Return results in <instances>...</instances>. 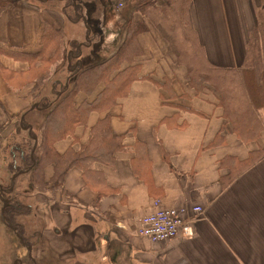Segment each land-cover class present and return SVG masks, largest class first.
Instances as JSON below:
<instances>
[{"label": "crops", "instance_id": "crops-1", "mask_svg": "<svg viewBox=\"0 0 264 264\" xmlns=\"http://www.w3.org/2000/svg\"><path fill=\"white\" fill-rule=\"evenodd\" d=\"M9 1L13 7L0 14V49L33 57L0 56V174L9 143L25 133L21 118L46 97L42 83L51 81L64 56L68 60L71 44L83 47L73 36L79 32L84 41L88 36L85 23L83 36L79 21L73 22L63 8H48L40 0ZM258 1L192 0V25L211 64L240 67L255 24L253 2ZM133 19L143 21L148 30L136 37L141 55L123 62L126 67L121 64L119 71L133 69L138 79L129 84L125 97L104 111L90 112L84 125L54 144L58 154L77 150L89 141L97 121L108 117L111 135L123 139L124 149L114 153L112 165L92 163L100 182L71 167L62 189L39 190L28 183L30 191L25 194L23 183L16 179L13 191L0 190V196L30 210L25 217L34 222L32 242L43 245L59 264H264V158L228 186L219 181L228 172L220 167L221 161L244 162L251 152L264 148V108L258 112L262 127L258 137L240 140L222 118L216 92L206 88L197 93L190 87L186 68L177 63L162 29L139 14ZM48 30L60 34L57 55L43 46ZM114 31L106 32L109 41L101 44L96 62L104 61L115 51V43L123 41L124 35L110 40ZM89 47L86 44L85 49ZM45 55L49 62H33ZM93 88L90 95L78 93L76 105L92 103L105 84L100 81ZM52 175L53 167H45L44 180ZM155 201L163 208L201 207L202 216L188 223L192 235L157 243L140 237L139 221L154 211ZM19 242L16 233L0 226V251L4 247L0 264L19 260L26 264L23 256L35 264L36 245L28 250Z\"/></svg>", "mask_w": 264, "mask_h": 264}, {"label": "trees", "instance_id": "trees-1", "mask_svg": "<svg viewBox=\"0 0 264 264\" xmlns=\"http://www.w3.org/2000/svg\"><path fill=\"white\" fill-rule=\"evenodd\" d=\"M122 1L125 3L124 12H127L124 14H131V17L124 22L122 28L124 38L119 46H115V51L104 61L91 62L82 66L79 65L81 62L77 61V68L72 70L76 75L74 83L71 86H62L60 94L50 103L42 102L46 99L43 98L38 107L33 110L34 112L30 115L26 114L22 119V123H25L28 115L38 114L40 117L37 123V134L31 133L36 136L31 155L24 157L22 153L19 157L25 166L26 173L30 174L29 183L33 188L43 190L48 186L53 190L62 189L64 176L71 167L80 168L87 177L95 175L96 180L100 182V175L91 168L92 163L112 165L114 153L124 149L123 139L111 135L108 117L97 121L91 129L89 141L80 145L77 150L70 148L64 154H58L54 144L71 135L74 127L84 125L90 112L104 111L114 105L117 99L125 97L129 84L138 79L133 69L124 68L119 71L123 62L130 63L133 57L141 55L136 37L148 30L143 21L133 19V14H139L143 19L162 29L169 40L177 63L186 68L191 88L197 93L206 87L216 92V105L222 110V118L230 124L232 132L240 140L244 142L254 140L261 131L258 112L264 108V0L253 2L255 24L248 33L243 60L237 69L215 66L207 60L191 21L192 0ZM12 7L13 4L9 0H0V14ZM74 11L77 13L79 8L76 7ZM105 15L107 17L102 19L103 25L112 20L108 18L111 15L110 11H107ZM43 46L45 50L48 47L53 48V55H57L61 48L60 34L52 30L46 31L43 35ZM71 49L73 51L68 52L67 58L77 59L80 54L78 44H71ZM1 55L18 60H29L33 57V55L3 49H0ZM44 61L49 62L50 56H46ZM70 65L71 62H69ZM113 73L115 75L111 78ZM100 81L104 82L105 88L93 102L76 105L75 95L78 92L90 95L95 84ZM220 138L218 134L215 142L218 143ZM262 158H264V148L251 152L244 162L235 163L233 158L221 161L220 167L228 168L227 174L219 179L221 186H228ZM47 166L53 167V175L49 181H45L43 176ZM14 172L16 170L11 173ZM28 213L30 210L26 206L16 200L11 201L3 210L4 223L0 218V226L7 229L8 224L15 229L20 238H23V244L26 243L31 247L36 245L35 247L39 249L43 245L34 244V241L31 243L24 233V228L15 220ZM35 264L59 263L45 249L39 252V258H35Z\"/></svg>", "mask_w": 264, "mask_h": 264}, {"label": "rangeland", "instance_id": "rangeland-1", "mask_svg": "<svg viewBox=\"0 0 264 264\" xmlns=\"http://www.w3.org/2000/svg\"><path fill=\"white\" fill-rule=\"evenodd\" d=\"M31 1H35V0H31ZM38 1L39 0H37V3ZM40 1L45 2L46 4H49L47 6L48 8L51 7V8L65 9L66 15L72 18V21H76V22L79 21L80 26L78 27L82 30L83 36L85 34L84 26H83L84 23L87 27V30L89 29L88 31H86V35H88L87 41L83 40L84 38L81 36L79 32L77 33V35L73 36L74 38H77L78 40H81L83 42V47L80 48L79 50L82 57H79L78 59H71V60L68 59L67 60L66 57L64 56L63 58L64 62L62 61L60 64L56 65L57 69L53 72L51 81L47 79L45 83H42L43 88H46L45 93H44V95L46 96L44 98L46 99H44L42 102L47 101L50 103L53 100H55L56 97L60 94L61 85L65 84V85L71 86L74 83V79L76 78V75L74 74L75 72H72V70L74 68H77L76 67L78 65L77 61L81 62V64H79L81 66L87 65V63L89 64L91 62L97 61L98 59L97 56L99 55V54L97 55V53L100 50L101 44L103 42L105 43L109 41L107 38L110 36L106 34L107 31L110 32L111 30L114 31L115 29L114 38L110 40L115 39V42H116L117 38L118 39L122 38V35H123L122 28L124 26V22L127 18L131 17V14H127V15L124 14L127 12L126 11L124 12L125 3L122 0H40ZM76 7L79 8V11L77 13H75L74 11ZM103 9H104V12H103ZM107 11L111 12L110 17L108 18L112 19V21H108L106 25H103L102 19L107 17L105 15ZM86 44L90 45L88 49H85ZM115 46H116V43H115ZM38 60L44 61L46 60V56L37 57L34 59L33 62H37ZM68 62H71L70 66ZM135 62H138V60H135ZM62 65L63 67H61ZM123 67H126L125 63L121 65V68ZM135 68L138 71L139 64H137ZM48 70H49V65L47 66V71ZM47 74L48 72L44 74V77H46ZM51 85L54 88L53 92H55V94H53V92H50ZM82 93L86 96L84 92ZM77 94L75 95V99H76ZM40 101H38L37 104L40 103ZM39 119L40 117L38 114L28 116L26 118L25 123H22V126H31L32 128L31 133L37 134V123ZM33 143L34 141L31 139V137L28 136L27 131L23 133L22 137L9 143V148L5 153V156H6L5 161L3 162L4 163L3 170H2L3 172L0 174V180L4 184L3 189L8 190L10 179H11V176L13 175V173H11L12 171L16 170V172H18L21 170H25V166L23 165V162L20 160L19 157L22 155V153L24 154V157L28 156L29 154L31 155ZM13 153L16 155L13 156L12 155ZM29 176L30 174L25 173V174L19 175L16 178L19 183L21 182L23 183L20 185H22V187L25 189L24 190L25 194H28L27 192L30 191V190H26V188H28L27 186L29 185L28 184ZM16 179H15V182H16ZM0 206H1V203H0ZM16 219H17L16 221L17 224L19 223L21 224V226L24 228L25 235L28 237V239L31 240V243H32L30 234L32 232V225H34V222L29 217L26 218L25 216H20V217H17ZM27 227H29V229ZM20 246L21 245H19V247ZM44 250L45 249L43 247H40L39 249L36 248V251L38 252V256H39V252L40 251L42 252ZM22 260L26 264H30V262L26 259V256H23Z\"/></svg>", "mask_w": 264, "mask_h": 264}, {"label": "built area", "instance_id": "built-area-1", "mask_svg": "<svg viewBox=\"0 0 264 264\" xmlns=\"http://www.w3.org/2000/svg\"><path fill=\"white\" fill-rule=\"evenodd\" d=\"M153 206L154 211L143 216L137 228V234L151 243L170 241L179 235L191 236L192 229L188 223L203 214L199 206L190 209L163 208L160 201H155ZM185 218L189 220L185 221Z\"/></svg>", "mask_w": 264, "mask_h": 264}, {"label": "water", "instance_id": "water-1", "mask_svg": "<svg viewBox=\"0 0 264 264\" xmlns=\"http://www.w3.org/2000/svg\"><path fill=\"white\" fill-rule=\"evenodd\" d=\"M38 107V104H34L31 108H30V110H33V109H35V108H37ZM21 121H22V118H21ZM21 129L23 130V131H27L28 132V135L32 138V140H36V136L35 135H31V126H22L21 125ZM24 173H26V171L25 170H21V171H18V172H16V173H14L12 176H11V179H10V186H9V189L8 190H3L2 188V191L4 192V191H7L8 193L9 192H12L13 191V188H14V180L19 176V175H22V174H24ZM0 200H1V209H0V218H1V222L2 223H4V219H3V216H2V213H3V210L6 208V206L10 203V200L9 199H5V198H3V197H1L0 196ZM7 226V228L10 230V231H12V232H15V229L13 228V227H10L8 224L6 225ZM17 235V234H16ZM18 237V236H17ZM18 239L21 241V238L20 237H18ZM28 250H30V248H28ZM13 264H15V262L13 263Z\"/></svg>", "mask_w": 264, "mask_h": 264}, {"label": "flooded vegetation", "instance_id": "flooded-vegetation-1", "mask_svg": "<svg viewBox=\"0 0 264 264\" xmlns=\"http://www.w3.org/2000/svg\"><path fill=\"white\" fill-rule=\"evenodd\" d=\"M21 244H23L22 242H23V238L21 237ZM25 244V246H26V243H24ZM29 261L31 262V260L29 259ZM15 264H24V263H22V262H20V261H17V262H15ZM31 264H32V262H31Z\"/></svg>", "mask_w": 264, "mask_h": 264}]
</instances>
